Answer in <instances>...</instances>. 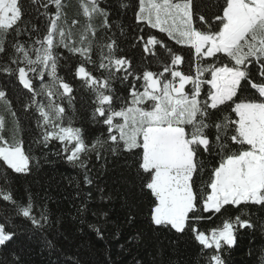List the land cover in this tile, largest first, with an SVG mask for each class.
<instances>
[{
  "label": "snow or ice",
  "instance_id": "snow-or-ice-1",
  "mask_svg": "<svg viewBox=\"0 0 264 264\" xmlns=\"http://www.w3.org/2000/svg\"><path fill=\"white\" fill-rule=\"evenodd\" d=\"M31 3L47 18L46 32L35 39L33 33L39 30L24 21L20 0H0V75L14 78L23 90L22 107L41 129L37 143L47 147L57 141V154L81 168L86 167L83 157L95 152L99 159L105 145L114 155L134 157L133 181L139 180L152 198L149 221L155 230L190 234L210 250L205 252L208 264H227L224 253L236 246L239 231L255 224L243 212L234 217L225 213L242 205L264 209V0H224L213 17L199 12L194 0H138L134 18L145 26L139 46L158 60L162 52L167 56L160 71L142 72L118 54L117 37L108 35L114 21L103 0H81L87 23L78 34L72 29L80 22L67 21L62 0ZM120 6L128 7L123 0ZM96 17L99 25L92 23ZM146 29L166 33L187 47L194 74L180 68L186 59L182 54ZM25 35L28 40H21ZM59 48L78 57L70 71L89 94L92 119L105 126L103 140L86 141L82 128L63 126V101L72 104L76 84L59 75ZM117 81L128 83L127 95L117 94ZM0 104L17 116L4 89ZM4 128L0 116V131ZM205 155L219 160L197 191L194 176L207 169ZM0 161L16 174L32 170L22 142H9L2 135ZM85 181L91 184L87 176ZM0 198L33 231L43 234L52 226L47 206L37 210L30 193L19 200L12 191H0ZM206 221L214 226L202 229ZM16 238L15 220L0 222V247ZM45 242L56 246L46 236ZM11 264H21L19 256L13 254ZM66 264H73L71 258Z\"/></svg>",
  "mask_w": 264,
  "mask_h": 264
},
{
  "label": "trees",
  "instance_id": "trees-1",
  "mask_svg": "<svg viewBox=\"0 0 264 264\" xmlns=\"http://www.w3.org/2000/svg\"><path fill=\"white\" fill-rule=\"evenodd\" d=\"M24 8V21H30L29 27L35 25L39 30L37 35L46 32L47 18L31 3V0H20ZM67 5L65 16L67 21L73 18L79 24L73 27L78 34L87 23L79 5L81 0H62ZM138 0H123L127 8L120 6L121 0H103V6L110 11V19L114 21L113 32L108 35L117 37L119 55L132 61L133 67L142 72L144 69L160 71L166 54L161 53V59L143 53L139 37L144 25H138L134 18ZM196 8L208 17H213L224 0H194ZM54 11V6H52ZM61 23H64L62 19ZM94 25L100 24V18L93 19ZM123 28L121 34L120 28ZM161 37L169 47L182 54L186 59L180 68L194 74L195 64L189 60L187 47L175 44L166 33L146 29ZM21 40H28L22 36ZM59 75L76 84L75 100L71 105L63 101L65 107L63 126L82 128L86 141L105 139L107 133L103 124L92 119L93 105L86 90L80 88V82L73 80L70 69L77 63L78 57L72 56L65 49L59 48ZM207 63V61H204ZM45 82H50L45 77ZM40 82L37 81V84ZM206 87V86H205ZM0 89L6 90L12 100L13 117L0 104V116L4 117L5 128L0 131L9 142L13 139L23 144L26 154L31 156V172L16 174L0 161V191H12L17 199L24 200L28 194L34 198L39 210L40 205H46L51 214L52 226L46 233L33 231L30 225L21 217L13 214L12 206L0 198V222L15 220L17 238L7 247H0V262L11 264L13 254L19 256L21 264H66L71 258L73 264H208L204 250L195 242L190 234L157 231L150 224L149 213L152 198L142 191L139 180L133 181L131 164L134 157L130 155H114L107 150V145L100 148V158L95 152L87 157L86 167L67 162L63 154L58 155L61 145L51 141L47 147L37 143L41 129L36 120L26 113L23 90L14 78L0 75ZM118 95H127L128 83L115 84ZM246 91L244 96H248ZM219 157L204 156L207 169L194 176L197 191L202 190V184L208 179V172L216 164ZM91 180L86 183L85 177ZM102 197H105L102 199ZM250 218L255 224L254 229H242L237 236L236 246L225 251L227 264H260L264 256V209L259 206L242 205L240 209L230 208L227 216L240 215ZM133 217L130 221L129 217ZM222 217L221 219H223ZM220 220H215L219 224ZM213 222L206 221L202 229H209ZM99 230V234L97 232ZM55 242V248H50L45 242Z\"/></svg>",
  "mask_w": 264,
  "mask_h": 264
}]
</instances>
